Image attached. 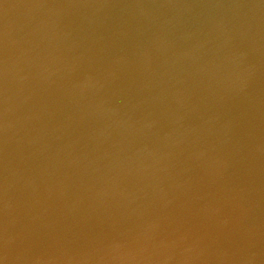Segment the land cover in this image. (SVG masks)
Listing matches in <instances>:
<instances>
[{"label":"water","instance_id":"95a60500","mask_svg":"<svg viewBox=\"0 0 264 264\" xmlns=\"http://www.w3.org/2000/svg\"><path fill=\"white\" fill-rule=\"evenodd\" d=\"M0 264H264V0H0Z\"/></svg>","mask_w":264,"mask_h":264}]
</instances>
